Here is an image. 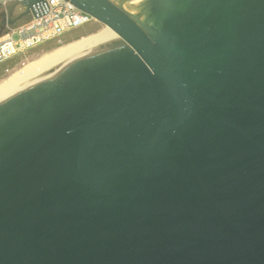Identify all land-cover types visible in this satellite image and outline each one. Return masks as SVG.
Returning <instances> with one entry per match:
<instances>
[{"label":"water","instance_id":"obj_1","mask_svg":"<svg viewBox=\"0 0 264 264\" xmlns=\"http://www.w3.org/2000/svg\"><path fill=\"white\" fill-rule=\"evenodd\" d=\"M65 1L119 38L0 95V264H264V0Z\"/></svg>","mask_w":264,"mask_h":264},{"label":"built area","instance_id":"obj_2","mask_svg":"<svg viewBox=\"0 0 264 264\" xmlns=\"http://www.w3.org/2000/svg\"><path fill=\"white\" fill-rule=\"evenodd\" d=\"M21 0H0V8ZM95 20L65 0H43L34 13L15 26H7L0 39V65L52 41L62 44L64 36Z\"/></svg>","mask_w":264,"mask_h":264},{"label":"bare ground","instance_id":"obj_3","mask_svg":"<svg viewBox=\"0 0 264 264\" xmlns=\"http://www.w3.org/2000/svg\"><path fill=\"white\" fill-rule=\"evenodd\" d=\"M143 1L144 0H135L132 5H139ZM114 35L119 38L115 32L105 26L93 34L85 35L78 40L60 45L51 51L41 54L37 58L23 64L19 69L0 81V95L57 60Z\"/></svg>","mask_w":264,"mask_h":264},{"label":"rangeland","instance_id":"obj_4","mask_svg":"<svg viewBox=\"0 0 264 264\" xmlns=\"http://www.w3.org/2000/svg\"><path fill=\"white\" fill-rule=\"evenodd\" d=\"M104 27H105V25H103L97 21H94L88 26L90 31L87 34H84L80 37H72V35H73L72 33H74V31H72V32H70L64 36V38L62 40V44L58 45V43L54 41L51 43H47L43 46H40L35 50H30V51H27V52L17 56L18 57L17 59H14L7 64L0 65V81L5 79L7 76H9L15 70L19 69L23 64L37 58L41 54L46 53L48 51H51L60 45H64V44H67L71 41L78 40V39L84 37L85 35L87 36V35L93 34L97 31L101 30Z\"/></svg>","mask_w":264,"mask_h":264},{"label":"flooded vegetation","instance_id":"obj_5","mask_svg":"<svg viewBox=\"0 0 264 264\" xmlns=\"http://www.w3.org/2000/svg\"><path fill=\"white\" fill-rule=\"evenodd\" d=\"M0 22H1V20H0ZM90 24H91V23H89V24H87V25L81 27L80 29L75 30L74 33H72V34H73L72 37H80V36H82V35H84V34H87V33L90 31V29L88 28V26H89ZM52 42H54V41H52ZM50 43H51V42H50Z\"/></svg>","mask_w":264,"mask_h":264},{"label":"trees","instance_id":"obj_6","mask_svg":"<svg viewBox=\"0 0 264 264\" xmlns=\"http://www.w3.org/2000/svg\"><path fill=\"white\" fill-rule=\"evenodd\" d=\"M59 45V44H58ZM37 49V48H36ZM33 50H35V49H33ZM18 57H15V58H12V59H10V60H8L7 62H5L4 64H7V63H9L10 61H12V60H14V59H17ZM3 64V65H4Z\"/></svg>","mask_w":264,"mask_h":264}]
</instances>
